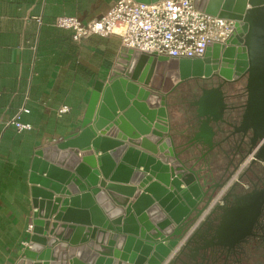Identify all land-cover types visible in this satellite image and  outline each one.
<instances>
[{
  "label": "water",
  "instance_id": "95a60500",
  "mask_svg": "<svg viewBox=\"0 0 264 264\" xmlns=\"http://www.w3.org/2000/svg\"><path fill=\"white\" fill-rule=\"evenodd\" d=\"M195 6L236 21L235 35L202 59L121 49L108 82L95 84L80 131L34 159L35 236L19 264H165L206 197L172 133L168 98L184 83L214 77L226 83L243 72L246 123L264 127V0H195ZM197 106L200 126L190 130L191 143L211 146V122L222 121L226 107L223 93L204 90ZM169 264L197 258L182 254Z\"/></svg>",
  "mask_w": 264,
  "mask_h": 264
},
{
  "label": "crops",
  "instance_id": "0c3cea01",
  "mask_svg": "<svg viewBox=\"0 0 264 264\" xmlns=\"http://www.w3.org/2000/svg\"><path fill=\"white\" fill-rule=\"evenodd\" d=\"M115 1L0 0V264H19L35 236L34 159L80 131L95 84L108 82L122 49L119 37L77 43L56 21L89 23ZM64 107L69 112L59 115ZM23 108L30 113L22 121L33 129L20 133L11 123ZM184 122L171 119L177 129Z\"/></svg>",
  "mask_w": 264,
  "mask_h": 264
},
{
  "label": "flooded vegetation",
  "instance_id": "af4514ba",
  "mask_svg": "<svg viewBox=\"0 0 264 264\" xmlns=\"http://www.w3.org/2000/svg\"><path fill=\"white\" fill-rule=\"evenodd\" d=\"M247 80L243 72H234L226 83L215 77L191 80L168 98L170 118L181 115L185 120L181 129L172 126L176 151L206 193L200 199L203 212L198 217L195 213L185 228L186 233L194 231L174 259L183 254L196 256L197 264H264V127L246 123ZM213 89L223 93V120L211 122V146L191 143L195 133L190 130L200 126L197 103L204 90Z\"/></svg>",
  "mask_w": 264,
  "mask_h": 264
},
{
  "label": "built area",
  "instance_id": "2783aa9c",
  "mask_svg": "<svg viewBox=\"0 0 264 264\" xmlns=\"http://www.w3.org/2000/svg\"><path fill=\"white\" fill-rule=\"evenodd\" d=\"M56 26L71 32L77 43L94 36L119 37L122 48L172 59H202L211 46H226L236 32V21L199 11L195 0H164L153 4L117 0L99 19L84 23L75 17H60ZM68 112L69 109L64 107L59 115ZM29 113V109L23 108L12 121L11 125L18 132L33 129L32 125L21 122L22 115ZM243 168H239L232 180L238 178ZM229 184L222 192H225ZM193 231L192 228L185 233L165 264L174 260L177 249Z\"/></svg>",
  "mask_w": 264,
  "mask_h": 264
},
{
  "label": "bare ground",
  "instance_id": "6f19581e",
  "mask_svg": "<svg viewBox=\"0 0 264 264\" xmlns=\"http://www.w3.org/2000/svg\"><path fill=\"white\" fill-rule=\"evenodd\" d=\"M84 205H88V203L84 202ZM95 214H96V224H99L102 222V218L101 216L99 215V213L97 211H95Z\"/></svg>",
  "mask_w": 264,
  "mask_h": 264
},
{
  "label": "trees",
  "instance_id": "16d2710c",
  "mask_svg": "<svg viewBox=\"0 0 264 264\" xmlns=\"http://www.w3.org/2000/svg\"><path fill=\"white\" fill-rule=\"evenodd\" d=\"M30 111V110H29ZM24 115V114H23ZM23 115H22V117H23ZM22 117H21V122L23 123V121H22ZM25 124V123H24ZM16 129V128H15Z\"/></svg>",
  "mask_w": 264,
  "mask_h": 264
}]
</instances>
